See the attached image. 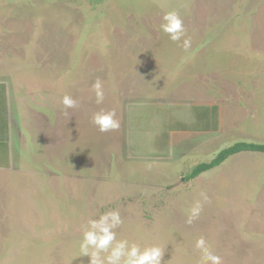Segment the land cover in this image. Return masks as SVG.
Listing matches in <instances>:
<instances>
[{"label":"rangeland","instance_id":"obj_1","mask_svg":"<svg viewBox=\"0 0 264 264\" xmlns=\"http://www.w3.org/2000/svg\"><path fill=\"white\" fill-rule=\"evenodd\" d=\"M174 9L187 51L161 28ZM0 85V264H89L83 226L112 210L117 239L166 247V264H199L201 236L224 264H264V154L186 180L234 143L264 144V0H0ZM100 109L120 131H99Z\"/></svg>","mask_w":264,"mask_h":264},{"label":"clouds","instance_id":"obj_2","mask_svg":"<svg viewBox=\"0 0 264 264\" xmlns=\"http://www.w3.org/2000/svg\"><path fill=\"white\" fill-rule=\"evenodd\" d=\"M161 28L173 42L180 43L186 51L191 47V37L187 35V29L179 10H170L163 15ZM95 93L96 104H103L105 100L104 83L97 78L92 85ZM62 104L67 109H79L81 102L71 95L62 98ZM69 117L71 114L64 113ZM101 133L120 131L122 119L118 118L115 109L94 111L92 121ZM204 202H210L207 193L202 192ZM204 203L197 200L190 210L187 220L192 224L197 220ZM124 223L121 213L112 210L99 216L98 219H90L83 226V239L80 243V252L83 257L89 258V264H166L164 256L166 247L154 245L145 248L137 243H130L127 239H117V229ZM195 248L201 253L199 264H224L223 257L216 254L210 247L208 240L201 236L195 242Z\"/></svg>","mask_w":264,"mask_h":264},{"label":"trees","instance_id":"obj_3","mask_svg":"<svg viewBox=\"0 0 264 264\" xmlns=\"http://www.w3.org/2000/svg\"><path fill=\"white\" fill-rule=\"evenodd\" d=\"M3 85H0V96L4 95L3 92ZM0 104L2 105V99L0 100ZM1 107V106H0ZM203 112L196 113L197 118L200 119V122L205 124L204 128L207 129L209 127V109L207 107H200ZM213 115H215L216 108L211 109ZM0 167L6 168L8 166V155H7V126L1 125L0 121ZM200 126V125H199ZM260 153L264 154V144L258 143H247V142H237L229 147L221 150L217 153V155L207 163H200L196 165L189 175L187 176L186 180H193L201 176L202 174L211 171L220 167L224 162H226L229 158L241 154V153Z\"/></svg>","mask_w":264,"mask_h":264},{"label":"crops","instance_id":"obj_4","mask_svg":"<svg viewBox=\"0 0 264 264\" xmlns=\"http://www.w3.org/2000/svg\"><path fill=\"white\" fill-rule=\"evenodd\" d=\"M6 143H7V155L9 156V135H8V133H7V141H6Z\"/></svg>","mask_w":264,"mask_h":264}]
</instances>
